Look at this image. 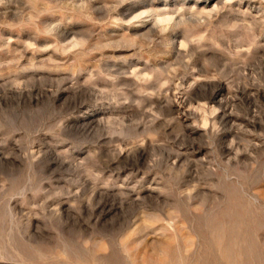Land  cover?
I'll return each mask as SVG.
<instances>
[{"label": "rangeland", "instance_id": "1", "mask_svg": "<svg viewBox=\"0 0 264 264\" xmlns=\"http://www.w3.org/2000/svg\"><path fill=\"white\" fill-rule=\"evenodd\" d=\"M263 47L264 0H0V264H264Z\"/></svg>", "mask_w": 264, "mask_h": 264}, {"label": "bare ground", "instance_id": "2", "mask_svg": "<svg viewBox=\"0 0 264 264\" xmlns=\"http://www.w3.org/2000/svg\"><path fill=\"white\" fill-rule=\"evenodd\" d=\"M207 1V0H206ZM248 1H250V0H248ZM129 2V1H128ZM134 2V1H133ZM261 2V1H260ZM127 4H129V3H127ZM140 4V3H139ZM175 4V3H174ZM182 4H184V3H182ZM197 4V3H196ZM203 4V3H202ZM219 4V3H218ZM247 4V3H246ZM126 5V4H125ZM146 5V4H145ZM149 5V4H148ZM152 5V4H151ZM181 5V4H180ZM179 5V6H180ZM251 5V4H250ZM220 7H221V5H219ZM218 6V7H219ZM135 7H136V4L135 3H133L132 5H131V7L130 8H128V10L130 11V12H134V10H135ZM205 7V6H204ZM122 8V7H121ZM139 9V8H138ZM219 9V8H218ZM147 10V9H146ZM118 11V10H117ZM130 12H128V13H130ZM152 13V12H151ZM191 13V12H190ZM202 13V12H201ZM120 14V13H119ZM118 14V15H119ZM131 14V13H130ZM153 14V13H152ZM187 14V13H186ZM193 14V13H192ZM120 16V15H119ZM139 16H142V15H139L138 14V16L136 15V18H138ZM149 17V16H148ZM193 17H194V15H193ZM135 18V16L133 17V19ZM135 18V19H136ZM139 18H141V17H139ZM138 18V19H139ZM195 18V17H194ZM161 19V18H160ZM169 20H171V24L170 23H168V24H170V28H171V31H176L177 30V28L178 27H180L181 25H183V24H185V23H188V22H190V21H192L193 20V18L192 17H189V16H186L185 14H182V15H178V16H176L175 18H173V16L171 17V18H169V16L167 17V19H166V17H165V19H161L160 21H169ZM147 22V21H146ZM157 22L158 21H155L154 22V25H150L149 23H147L145 26H147L150 30H155L156 28V26H158V25H156L157 24ZM199 23V22H198ZM152 24V23H151ZM167 24V25H168ZM195 24H196V22H195ZM143 25V24H142ZM156 25V26H155ZM260 25H262V23L260 24ZM153 28H155V29H153ZM168 28V27H167ZM169 29V28H168ZM189 29V31H191V29L190 28H188ZM156 31H158V30H156ZM164 31V30H163ZM169 31V30H168ZM68 34V33H67ZM143 34V33H142ZM160 34V33H159ZM65 35V34H64ZM181 35H182V33H181ZM63 36V35H62ZM141 36V35H140ZM65 37H67V36H65ZM61 39V38H60ZM132 39H133V37H132ZM66 40V39H65ZM185 40V39H184ZM256 40V39H255ZM244 42V41H243ZM133 43V42H132ZM171 43H173V42H171ZM184 42H182V44H183ZM187 44H188V42H186ZM132 45V44H131ZM186 45V44H185ZM188 47V46H187ZM191 47V46H190ZM178 48V47H177ZM182 48V47H181ZM264 48V47H263ZM107 50V49H106ZM180 51V50H179ZM176 52V51H175ZM181 54V53H180ZM186 54V53H185ZM171 56H173V54L171 55ZM169 57V56H168ZM141 58V57H140ZM164 63V62H163ZM133 65V64H132ZM134 66V65H133ZM145 66V65H144ZM136 68H137V66H136ZM135 69V68H134ZM156 69V68H155ZM154 69V70H155ZM141 70V69H140ZM146 70V69H145ZM134 71V70H133ZM142 71V70H141ZM156 71V70H155ZM157 71H161V70H157ZM137 72V71H136ZM142 72H144V70L142 71ZM149 72V71H148ZM152 72H153V70H152ZM134 73V72H133ZM118 74V73H117ZM148 77V76H147ZM185 77V76H184ZM160 78V77H159ZM180 78V77H179ZM139 79V78H138ZM133 80V79H132ZM158 80V79H157ZM160 80V79H159ZM134 81H136V80H134ZM179 81V80H178ZM186 82V81H185ZM134 83V82H133ZM137 83H139V82H137ZM150 83V82H149ZM182 83V82H181ZM180 83V84H181ZM136 84V83H135ZM179 85V84H178ZM177 85V86H178ZM155 86V85H154ZM174 87H175V85H174ZM182 87V86H181ZM223 89V88H222ZM178 90V89H177ZM218 91V90H217ZM220 92L221 91H218L214 96H213V98H216L219 94H220ZM63 93V92H62ZM65 93V92H64ZM214 93V92H213ZM212 94V93H211ZM175 100V99H174ZM172 102V101H171ZM175 102V101H174ZM180 102H182V101H180ZM85 104V103H84ZM172 105V104H171ZM186 105V104H185ZM178 106V105H177ZM182 107V106H181ZM180 107V108H181ZM101 112V111H100ZM99 113V112H98ZM185 112H183V114H184ZM97 114V113H96ZM86 115V114H85ZM91 115V114H90ZM197 115V114H196ZM198 116V115H197ZM224 116V115H223ZM231 116V115H230ZM189 117V116H188ZM227 117V116H226ZM225 117V118H226ZM195 118V117H194ZM228 118V117H227ZM232 118V117H231ZM224 119V118H223ZM103 120V119H102ZM94 120H92V122H93ZM97 121V120H96ZM223 121V120H222ZM99 122V121H98ZM102 122V121H101ZM227 122V121H226ZM194 129H196V128H194ZM196 148V147H195ZM203 151V150H202ZM192 152V151H191ZM190 153V152H189ZM188 153V154H189ZM192 155V154H191ZM145 173V172H144ZM119 175V174H118ZM136 175H138V174H136ZM154 179V178H153ZM71 180V179H70ZM145 180V179H144ZM152 182H153V180H152ZM129 183V182H128ZM157 183H159V182H157ZM152 185V184H151ZM132 187V186H131ZM157 187V186H156ZM155 187V188H156ZM123 188H125V187H123ZM126 189V188H125ZM128 189V188H127ZM134 189V188H133ZM137 189V188H136ZM131 192V191H130ZM134 193V192H133ZM130 197V196H129ZM133 197V196H132ZM139 198V197H138Z\"/></svg>", "mask_w": 264, "mask_h": 264}]
</instances>
